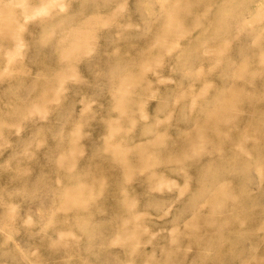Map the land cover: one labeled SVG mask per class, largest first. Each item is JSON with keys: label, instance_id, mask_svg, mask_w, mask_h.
Here are the masks:
<instances>
[{"label": "rangeland", "instance_id": "374dc122", "mask_svg": "<svg viewBox=\"0 0 264 264\" xmlns=\"http://www.w3.org/2000/svg\"><path fill=\"white\" fill-rule=\"evenodd\" d=\"M0 264H264V0H0Z\"/></svg>", "mask_w": 264, "mask_h": 264}]
</instances>
